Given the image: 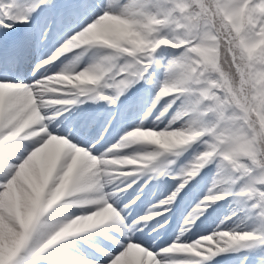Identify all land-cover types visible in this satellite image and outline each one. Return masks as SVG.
Instances as JSON below:
<instances>
[{
	"label": "snow or ice",
	"instance_id": "snow-or-ice-1",
	"mask_svg": "<svg viewBox=\"0 0 264 264\" xmlns=\"http://www.w3.org/2000/svg\"><path fill=\"white\" fill-rule=\"evenodd\" d=\"M0 264H264V0H0Z\"/></svg>",
	"mask_w": 264,
	"mask_h": 264
},
{
	"label": "bare ground",
	"instance_id": "bare-ground-1",
	"mask_svg": "<svg viewBox=\"0 0 264 264\" xmlns=\"http://www.w3.org/2000/svg\"><path fill=\"white\" fill-rule=\"evenodd\" d=\"M146 192L148 193V195L145 197V202L147 203L148 199L153 198V193H151V191H149V190H146Z\"/></svg>",
	"mask_w": 264,
	"mask_h": 264
},
{
	"label": "rangeland",
	"instance_id": "rangeland-1",
	"mask_svg": "<svg viewBox=\"0 0 264 264\" xmlns=\"http://www.w3.org/2000/svg\"><path fill=\"white\" fill-rule=\"evenodd\" d=\"M160 194L162 195V192H160Z\"/></svg>",
	"mask_w": 264,
	"mask_h": 264
}]
</instances>
